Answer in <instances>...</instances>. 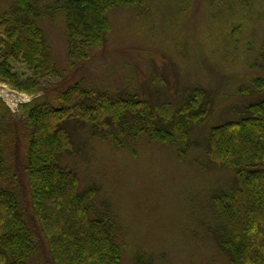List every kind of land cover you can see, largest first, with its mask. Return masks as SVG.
I'll return each mask as SVG.
<instances>
[{
	"label": "rangeland",
	"instance_id": "1",
	"mask_svg": "<svg viewBox=\"0 0 264 264\" xmlns=\"http://www.w3.org/2000/svg\"><path fill=\"white\" fill-rule=\"evenodd\" d=\"M108 17L111 30L102 46L89 60L72 62L63 13L41 19L60 76L47 79L46 90L37 93L0 80L1 89L18 101L14 111L0 93V116L23 123L26 104L56 97L75 83L174 109L200 91L209 110L191 127L183 154L180 143L152 142L145 135L117 147L109 136L71 120L65 126L76 152L62 155L60 164L77 171L81 192L99 188L91 213L109 208L116 217L121 264H230L218 246L221 221L212 198L228 191L235 173L213 164L205 146L213 126L237 121L247 105L262 98L254 80L264 78V0H145L140 7L114 8ZM10 62L21 80L32 75L24 63ZM23 148L21 139L8 157L19 169L11 188L25 213ZM30 264H53L44 244Z\"/></svg>",
	"mask_w": 264,
	"mask_h": 264
},
{
	"label": "trees",
	"instance_id": "2",
	"mask_svg": "<svg viewBox=\"0 0 264 264\" xmlns=\"http://www.w3.org/2000/svg\"><path fill=\"white\" fill-rule=\"evenodd\" d=\"M144 2L49 0L42 6V0H0V80L37 93L46 90L47 79L60 76L41 19L63 13L68 58L87 61L111 30L109 11L140 7ZM10 60L24 63L32 75L21 80ZM254 87L262 98L247 105L237 121L213 126L205 146L213 164L235 173L228 191L212 198L221 221L218 246L230 264H264V78L255 79ZM202 97L196 90L174 109L170 104L151 106L136 96H111L75 83L56 97L26 104L23 123L1 115L0 264H30L40 244L47 247L53 264H121L116 217L109 208L92 216L99 188L81 192L77 171L60 164L62 155L76 152L74 135L65 125L75 120L97 135L109 136L117 147H127L132 139L145 135L152 142L180 143L181 152L191 127L208 113L209 103L205 106ZM21 139L29 194L25 213L11 188L17 184L19 169L8 157L9 149L18 150Z\"/></svg>",
	"mask_w": 264,
	"mask_h": 264
},
{
	"label": "bare ground",
	"instance_id": "3",
	"mask_svg": "<svg viewBox=\"0 0 264 264\" xmlns=\"http://www.w3.org/2000/svg\"><path fill=\"white\" fill-rule=\"evenodd\" d=\"M1 85H0V89H1ZM5 91L7 89H4ZM1 95H3L5 97V99L9 102V104L12 106V107H16L17 105V102L15 97L13 98V96H11L10 94L8 95L7 93H5L2 89L0 91ZM5 93V94H4ZM24 101H28V99L24 100Z\"/></svg>",
	"mask_w": 264,
	"mask_h": 264
}]
</instances>
